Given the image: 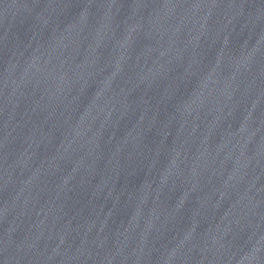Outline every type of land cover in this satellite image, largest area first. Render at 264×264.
<instances>
[{
	"label": "water",
	"instance_id": "water-1",
	"mask_svg": "<svg viewBox=\"0 0 264 264\" xmlns=\"http://www.w3.org/2000/svg\"><path fill=\"white\" fill-rule=\"evenodd\" d=\"M0 264H264V0H0Z\"/></svg>",
	"mask_w": 264,
	"mask_h": 264
}]
</instances>
